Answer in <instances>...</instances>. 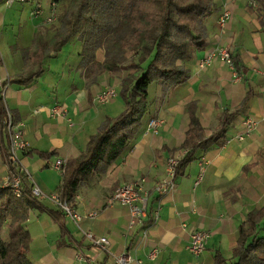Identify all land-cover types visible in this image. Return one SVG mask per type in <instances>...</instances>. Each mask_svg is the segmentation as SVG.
Returning a JSON list of instances; mask_svg holds the SVG:
<instances>
[{
  "label": "crops",
  "instance_id": "1",
  "mask_svg": "<svg viewBox=\"0 0 264 264\" xmlns=\"http://www.w3.org/2000/svg\"><path fill=\"white\" fill-rule=\"evenodd\" d=\"M213 1L214 8L204 20L205 41L188 63L189 78L175 88L157 87L148 97V116L136 140L78 189L71 207L81 215L80 229L65 215L60 220L46 212L28 216V260L32 264H112L113 255L123 251L146 264H212L217 252L224 258L231 256L246 214L264 205V0H253L259 6L248 0ZM225 9L231 18L221 29L217 19ZM36 22V29L41 28L43 24ZM221 47H227L243 66L240 80L232 79L229 68L219 60ZM207 52L214 56L209 65L199 68L197 63ZM103 58L104 54L100 58L96 53L98 62ZM23 66L16 60L6 65L1 56L0 80L5 92L2 97L0 88V104H6L13 120L23 124L29 143L19 153V165L45 195H57L62 172L55 168L56 161L66 165L78 158L88 137L122 111L121 102L115 99L104 103V110L97 100L106 87H119V79L111 75L114 79L100 78L90 84L77 54L66 64L69 83L63 87L58 86L60 77L55 84L47 83L43 73L27 86L8 83ZM247 93L244 109L228 127L233 130L226 131L227 142L205 153L196 151L194 159L173 177L172 187L158 193L155 187L166 178L168 159L178 156L179 160L184 153L179 149L189 125L184 106L196 102V114L208 137L223 110L236 108ZM248 116L256 121L250 132L244 125ZM151 118L161 120L156 132L148 127ZM7 143L0 114V180L10 171L4 156ZM123 183L139 184L146 197V216L131 228L128 208L112 199L113 190ZM197 229L205 230L208 238L202 253L194 255L188 245L190 233ZM84 232L105 236L108 250L92 246ZM152 248L157 249L154 260L148 259Z\"/></svg>",
  "mask_w": 264,
  "mask_h": 264
},
{
  "label": "trees",
  "instance_id": "2",
  "mask_svg": "<svg viewBox=\"0 0 264 264\" xmlns=\"http://www.w3.org/2000/svg\"><path fill=\"white\" fill-rule=\"evenodd\" d=\"M63 1H58L56 13ZM213 8V0H70L59 17L58 29L49 39L43 28L48 11L43 9L38 17L31 13L34 18H40L43 25L34 32L31 46L22 50V71L8 79V83L10 80L29 85L43 73L46 58L58 53L75 34L80 42V64L89 72L90 84L98 79L96 71L120 74L119 93L124 108L117 116L106 119L88 137L85 150L78 158L66 163L56 191L60 200L73 206L80 186L106 170L124 148L136 140L148 113L151 84L164 89L175 88L189 78L188 63L196 50L202 48L206 38L204 20ZM99 49L104 52L101 62L96 60ZM127 51L131 52L130 56H125ZM232 60L242 75L243 66L239 60L233 56ZM248 95L236 108L223 110L215 130L208 137H204L196 114V102L184 106L189 125L179 148L184 153L177 161L173 177L194 159L196 151L205 153L227 142L226 131L244 109ZM0 114L4 121L1 104ZM4 156L10 169L18 168L9 161L8 143ZM20 180L19 196L0 180V264H32L28 260L30 211L46 212L56 220L64 218L56 204L51 205L32 193L33 184L25 174L20 175ZM61 224L62 229H66ZM212 264H264V205L246 214L238 228L231 256L224 258L217 252Z\"/></svg>",
  "mask_w": 264,
  "mask_h": 264
},
{
  "label": "built area",
  "instance_id": "3",
  "mask_svg": "<svg viewBox=\"0 0 264 264\" xmlns=\"http://www.w3.org/2000/svg\"><path fill=\"white\" fill-rule=\"evenodd\" d=\"M27 2L30 1L33 5L32 13L34 16L38 17L43 12V3L42 0H6L5 3L7 6L12 5L14 2ZM58 1L59 0H49L48 1V13L43 19V23L45 25L53 24L57 21V13L56 10L58 8ZM251 4H255L253 0H248ZM231 18V13L228 9H225L221 12L217 19L218 26L223 29L227 22ZM217 55L219 60L224 63L230 70L232 79L238 81L242 78V75L238 73L235 69L232 56L230 51L227 47H221L217 50ZM213 52H207L204 57L198 61L197 66L199 68H203L210 64L211 59L213 58ZM0 60H1V53H0ZM253 71H257L253 69ZM5 84L2 83L0 80V88L2 97H4L5 92ZM116 96L115 89L113 87H106L103 91H101L97 95V100L99 103H107ZM4 103V102H3ZM3 107V119H4V126L6 133L8 135V155L9 161L13 164H17V169H10L9 174L3 178L2 185L5 187H9L12 193L16 196H19L21 192V180L20 175L25 174L28 179H30L27 171L19 165V153L24 152L28 149L29 143L25 139L24 136V127L21 123H16L13 120V116L9 108L6 104H2ZM161 120L159 118H151L148 122V127L156 132V128L159 125ZM256 121L253 117L248 116L245 121V130L246 132H250L252 128L255 126ZM241 138V136L239 137ZM178 156L171 157L167 161L166 167V178L161 180L155 187L156 191L160 194L166 192L169 188L172 187V179L175 172V168L177 165ZM65 163L61 160H57L55 163V168L59 171H64ZM32 193L39 199H48L52 203L56 204L58 208L64 213L66 217H68L78 229H80V221L81 215L75 211L71 205L66 202L62 201L58 198L57 195H45L35 184L32 186ZM112 199L119 203L124 204L129 210V220H128V228H131L134 223L140 221L142 218L146 216V197L143 193L141 186L136 183H123L117 186L112 193ZM93 216V213L90 214ZM85 237L89 240L92 246L107 251L109 247V241L105 236H93L88 232H84ZM208 238V233L205 230L197 229L193 230L190 233V243L188 245V249L194 255H199L202 253L205 247V241ZM157 256V249L152 248L148 252V259L154 260ZM146 264L145 262L139 259H133L130 254L126 251L117 253L113 255V262L112 264Z\"/></svg>",
  "mask_w": 264,
  "mask_h": 264
},
{
  "label": "rangeland",
  "instance_id": "4",
  "mask_svg": "<svg viewBox=\"0 0 264 264\" xmlns=\"http://www.w3.org/2000/svg\"><path fill=\"white\" fill-rule=\"evenodd\" d=\"M6 0H0V53L1 56L4 59V63L7 65L10 62H13L14 60L17 61V63H21L22 59V50L24 47H30L31 46V39L34 35V31L36 29V26L39 24L36 21H39L40 18H34L32 16V3L30 1L21 3V2H14L12 5L7 6L5 3ZM63 1V0H62ZM70 0H64L62 3H60L59 9L57 11V18L58 20L50 25L45 26V33L46 37L49 39L53 33L58 29L59 27V17L65 12L67 5L69 4ZM44 11L47 12V0H42ZM255 5L259 6V2L255 1ZM80 50V42L78 40V35L75 34L71 37L70 41L66 43L61 50L53 54L52 56H49L44 61V69H43V76L41 77L47 81V83L55 84L57 78H61L60 83L58 86L64 84H68V79L65 76L64 69H66V64L69 61H72L76 58V55L78 54ZM99 57H102L103 49H99L96 52ZM131 52L127 51L125 53V56H130ZM84 78L88 80V82L91 81L92 78H90L89 72L85 71ZM95 76H97L98 80L102 78L104 81H108L109 78L114 79L112 76H115L117 79L120 78V74L110 75L106 71L99 72L96 71ZM157 87H161L157 84H151L149 87V100L153 96L154 90L157 89ZM57 87H53L55 90ZM116 96L113 97L116 101L121 102V108L123 110L124 104L122 97L119 93V87L116 85ZM59 93V92H58ZM101 107L100 110H104V106ZM148 116V113L146 114ZM233 128H229L228 132L231 133ZM3 180V179H2ZM34 211L29 212V216L33 215ZM33 217V216H32ZM32 219V218H31ZM69 223V222H68ZM70 227H73L72 224H69ZM94 236V235H93ZM208 253V252H207Z\"/></svg>",
  "mask_w": 264,
  "mask_h": 264
}]
</instances>
